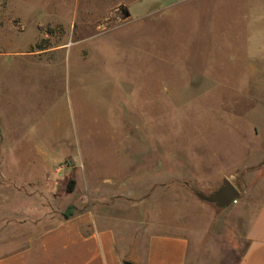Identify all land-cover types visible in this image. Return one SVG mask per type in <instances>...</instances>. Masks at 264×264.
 Instances as JSON below:
<instances>
[{"label":"rangeland","instance_id":"1","mask_svg":"<svg viewBox=\"0 0 264 264\" xmlns=\"http://www.w3.org/2000/svg\"><path fill=\"white\" fill-rule=\"evenodd\" d=\"M41 167L78 176L51 218L120 181L188 264H237L264 201V0H0V183ZM225 179L229 208L196 196ZM4 188L0 213L25 204Z\"/></svg>","mask_w":264,"mask_h":264},{"label":"crops","instance_id":"2","mask_svg":"<svg viewBox=\"0 0 264 264\" xmlns=\"http://www.w3.org/2000/svg\"><path fill=\"white\" fill-rule=\"evenodd\" d=\"M39 170L22 183L15 174L2 178L9 183L1 182L0 189L6 186L12 198L25 204H16L9 213L1 208L0 264H188L189 237L157 220L145 191L134 198L119 192L120 181L117 186L92 184L89 195L69 205L75 208L69 219H56L50 217L51 202L59 207L65 184L54 170ZM68 177L73 184L66 193L78 183L75 170ZM252 212L246 249L237 264H264V201Z\"/></svg>","mask_w":264,"mask_h":264},{"label":"water","instance_id":"3","mask_svg":"<svg viewBox=\"0 0 264 264\" xmlns=\"http://www.w3.org/2000/svg\"><path fill=\"white\" fill-rule=\"evenodd\" d=\"M125 12V10H124ZM125 16L130 17L129 12L126 10ZM240 191L228 179L223 181L222 186L210 194L197 192L196 196L203 202L214 205L218 210H225L229 208L240 198Z\"/></svg>","mask_w":264,"mask_h":264},{"label":"trees","instance_id":"4","mask_svg":"<svg viewBox=\"0 0 264 264\" xmlns=\"http://www.w3.org/2000/svg\"><path fill=\"white\" fill-rule=\"evenodd\" d=\"M72 184H73V182H71V185L68 187V191H72ZM74 210H75V208L73 206H70L66 210V212H64V214H63L64 218L69 219L73 215Z\"/></svg>","mask_w":264,"mask_h":264}]
</instances>
